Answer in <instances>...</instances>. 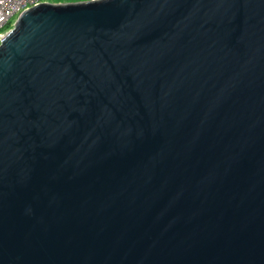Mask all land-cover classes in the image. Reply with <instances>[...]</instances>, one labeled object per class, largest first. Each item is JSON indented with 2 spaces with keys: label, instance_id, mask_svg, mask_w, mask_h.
Returning a JSON list of instances; mask_svg holds the SVG:
<instances>
[{
  "label": "water",
  "instance_id": "water-1",
  "mask_svg": "<svg viewBox=\"0 0 264 264\" xmlns=\"http://www.w3.org/2000/svg\"><path fill=\"white\" fill-rule=\"evenodd\" d=\"M0 264H264V0L23 12L0 42Z\"/></svg>",
  "mask_w": 264,
  "mask_h": 264
},
{
  "label": "built area",
  "instance_id": "built-area-1",
  "mask_svg": "<svg viewBox=\"0 0 264 264\" xmlns=\"http://www.w3.org/2000/svg\"><path fill=\"white\" fill-rule=\"evenodd\" d=\"M42 3L44 0H0V42L6 36L2 34L5 28L14 24L23 12ZM14 18L15 22H12Z\"/></svg>",
  "mask_w": 264,
  "mask_h": 264
},
{
  "label": "rangeland",
  "instance_id": "rangeland-1",
  "mask_svg": "<svg viewBox=\"0 0 264 264\" xmlns=\"http://www.w3.org/2000/svg\"><path fill=\"white\" fill-rule=\"evenodd\" d=\"M91 1V0H89ZM51 3V4H74V3H80V2H86V0H44V3ZM14 18L12 22H15ZM13 28V24L3 30V35L7 34L8 31H10Z\"/></svg>",
  "mask_w": 264,
  "mask_h": 264
},
{
  "label": "trees",
  "instance_id": "trees-1",
  "mask_svg": "<svg viewBox=\"0 0 264 264\" xmlns=\"http://www.w3.org/2000/svg\"><path fill=\"white\" fill-rule=\"evenodd\" d=\"M89 1V0H86V2Z\"/></svg>",
  "mask_w": 264,
  "mask_h": 264
}]
</instances>
